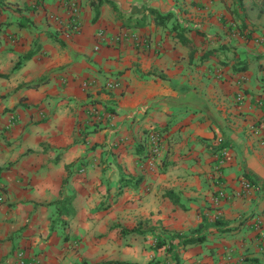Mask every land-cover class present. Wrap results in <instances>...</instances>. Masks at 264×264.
I'll list each match as a JSON object with an SVG mask.
<instances>
[{
	"label": "crops",
	"instance_id": "crops-1",
	"mask_svg": "<svg viewBox=\"0 0 264 264\" xmlns=\"http://www.w3.org/2000/svg\"><path fill=\"white\" fill-rule=\"evenodd\" d=\"M4 75L0 264H264V0H0Z\"/></svg>",
	"mask_w": 264,
	"mask_h": 264
},
{
	"label": "trees",
	"instance_id": "trees-1",
	"mask_svg": "<svg viewBox=\"0 0 264 264\" xmlns=\"http://www.w3.org/2000/svg\"><path fill=\"white\" fill-rule=\"evenodd\" d=\"M158 17L160 18H167L169 17V15H164L161 16L159 14H157ZM141 23L136 24V27H139L142 25V20H140ZM31 56V54H29L28 56H26L25 58H29ZM21 62L19 61L18 63L15 64L14 68L12 71L17 70L20 67ZM0 77H7L6 75L4 76H0ZM45 81L42 82H38L36 84H32L30 86H28L29 88L32 89H36L38 88L41 84H43ZM68 176H69V172H68ZM67 181V178H66ZM167 197H169L170 199H172V195L167 193L166 194ZM195 233V231L192 232V234ZM169 241H168V240ZM175 239L180 241V244L182 246H186V245H190V244H199L202 243L204 241V237L203 236H187V235H179V234H172L169 235L167 238H156V243L154 245V250H158L160 248L165 247L167 244H169V248H167V251L169 253H172V251H174L176 248L175 246L172 245V241H174ZM168 241V243H167ZM171 260L174 264L178 263V254H176L175 252L173 254H171ZM104 264H133V263H129V262H119V261H108L105 262ZM148 264H165V263H159V262H149Z\"/></svg>",
	"mask_w": 264,
	"mask_h": 264
},
{
	"label": "built area",
	"instance_id": "built-area-1",
	"mask_svg": "<svg viewBox=\"0 0 264 264\" xmlns=\"http://www.w3.org/2000/svg\"><path fill=\"white\" fill-rule=\"evenodd\" d=\"M73 23H74V28L78 29V22L76 19L73 21ZM155 137H156V135L151 136L152 139H154ZM218 143H221V139L218 140ZM226 158H227L226 153L224 152V150H221L219 152V156H218V162H219L220 166L224 165ZM221 178H222V176L219 173V168H218L217 173H216L215 178H214L215 184L219 187V189L216 192V198L217 199H222V200H226V201L232 200L234 198L239 199V198H242L243 196H245L246 194H248V192L252 189V184L250 183V181L247 179H244L240 182V187L237 191L227 193L224 189L223 182H222ZM3 201H4V196L2 195V193L0 191V202H3Z\"/></svg>",
	"mask_w": 264,
	"mask_h": 264
},
{
	"label": "rangeland",
	"instance_id": "rangeland-1",
	"mask_svg": "<svg viewBox=\"0 0 264 264\" xmlns=\"http://www.w3.org/2000/svg\"><path fill=\"white\" fill-rule=\"evenodd\" d=\"M156 243V238H153L151 240L146 241L145 243V250L147 252V256L145 257H138L135 254H131L129 257L126 258V262H135V263H139L141 262V264H143L145 261L146 263L144 264H148L149 262H162V263H166L171 257L164 251H161V256L156 257L155 252L156 250H154V245ZM179 259V258H178Z\"/></svg>",
	"mask_w": 264,
	"mask_h": 264
}]
</instances>
